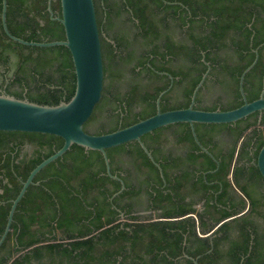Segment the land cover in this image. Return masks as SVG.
Here are the masks:
<instances>
[{
	"label": "trees",
	"instance_id": "obj_1",
	"mask_svg": "<svg viewBox=\"0 0 264 264\" xmlns=\"http://www.w3.org/2000/svg\"><path fill=\"white\" fill-rule=\"evenodd\" d=\"M7 1V23L16 35L38 41L66 38L65 26L51 16L48 0ZM103 1L104 5L102 0H95L104 87L84 124L87 131H112L156 113L157 97L169 87L171 74L175 77L172 87H181L183 94L169 97L170 88L162 95L161 109L188 106L208 67L206 61L212 68L204 84L209 79L223 82L224 77H230L232 83L226 86L231 92L224 101L212 99L202 105L203 84L195 106L237 107L244 102L240 76L255 59L257 47L260 55L245 75L244 89L248 100L260 96L264 76V0ZM52 6L55 15L62 14L61 0H53ZM2 9L0 0V92L49 104L69 99L76 88L71 50L63 44L36 46L14 40L4 29ZM118 15H125L137 26L134 37L123 31L110 34L108 25ZM171 19L182 28L188 23L187 40L178 45V54L188 62L183 65L171 66L169 62L176 53ZM139 34L145 38L144 43H139ZM224 49L230 52L221 55L219 50ZM126 71L138 81L125 82ZM154 75L161 78L159 82L154 81ZM175 127L178 140L188 144L190 160L189 165L181 166L176 181L173 168L179 162H172L160 152L157 138ZM195 128L212 154L196 141L189 122L171 123L142 136L164 175L136 139L107 148L112 172L126 184L113 199L111 196L122 182L107 172L102 151L73 143L42 168L27 188L15 210L11 229L0 244V264H194L191 256L198 257L199 264H264V222L259 224L255 219L259 216L264 220V209H258L259 198L240 182L241 176L248 175L264 179L257 165L264 145V109L233 122H196ZM221 139L230 141L225 151L219 145ZM63 143L64 138L54 133L0 129V238L12 199L23 181ZM117 153L137 163L143 173L146 169L141 186L130 180L129 169L124 168L125 174L117 171L121 167L116 161ZM199 158L203 160L197 162ZM215 178L219 181L208 183ZM191 179L200 180L205 188L218 189L222 185V191L215 201L207 195L205 209L171 203L174 195L180 196L183 180ZM228 186L242 191L239 202L227 193ZM142 192L153 209L142 212L133 209L134 203L122 202L127 194Z\"/></svg>",
	"mask_w": 264,
	"mask_h": 264
},
{
	"label": "water",
	"instance_id": "obj_2",
	"mask_svg": "<svg viewBox=\"0 0 264 264\" xmlns=\"http://www.w3.org/2000/svg\"><path fill=\"white\" fill-rule=\"evenodd\" d=\"M52 2L53 0H48V9L53 18L59 19L64 24L66 38L38 41L26 39L10 30L7 23L8 1L3 0L2 21L5 31L11 38L24 44L36 46L63 44L71 50L76 73V88L69 99L63 98L54 104L40 103L28 97L16 96L7 91L0 92V129L54 133L64 138V143L59 149L44 158L30 171L28 177L23 181L19 193L12 199L8 220L5 230L1 235L0 244L5 240L10 231L17 205L29 185L35 182L34 177L36 174L47 164L63 155L73 143L82 145L87 149L102 151L107 172L122 182V187L111 196L113 198L125 188V183L121 176L112 172L107 148L136 139L140 142L152 161L160 168L162 175H164L161 164L155 159L152 151L142 139L144 134L171 123L189 122L192 126L196 141L203 150L212 154L200 141L195 128L196 122H233L257 110L262 111L264 109V76L263 88L258 98L248 100L244 89L245 75L259 58V50L256 48L255 59L243 70L240 76V90L244 97V102L237 107L229 109H206L195 106L198 90L204 83L210 70L209 65L195 86L191 102L188 106L162 110L160 99L166 91L164 90L158 96L156 113L112 131L103 133L87 131L84 128V124L92 115L96 103L102 97L105 76L95 0H61V15H55ZM207 63L209 64L208 61ZM257 165L264 176V145L258 153ZM191 257L194 260V264H199L198 257Z\"/></svg>",
	"mask_w": 264,
	"mask_h": 264
},
{
	"label": "flooded vegetation",
	"instance_id": "obj_3",
	"mask_svg": "<svg viewBox=\"0 0 264 264\" xmlns=\"http://www.w3.org/2000/svg\"><path fill=\"white\" fill-rule=\"evenodd\" d=\"M111 1H115V0H111ZM102 3L104 5L103 0H102ZM179 11H181V10H179ZM106 15H107V12L105 10V18L103 20H106ZM178 15L179 14H177V16H176L177 18H179ZM171 24H172L171 30H170L171 38H172V42H173V47L176 48V53L172 54V57H171L169 62L171 63V66L183 65L184 63H188V62H187V59H185L182 55L178 54V45L182 41L187 40V37H186L187 32L186 31H187L188 23L184 24L183 28H182V26L179 25V22L171 19ZM108 30H109L111 35H113L115 33L118 34V33L123 31L129 37H134L135 34L138 32L137 26L134 25L132 23V21H130L128 18H126L125 15H118V16L114 17L113 20L108 25ZM139 36H140L139 37V39H140L139 43H144L145 38L140 34H139ZM257 48L259 50V47H257ZM129 49H132V46H130ZM128 51H130V50H128ZM229 52H230L229 49L219 50V53H221V55H226ZM259 55H260V52H259ZM206 64L208 65V67L210 65V70H209V72H210L212 65L210 62L208 64L207 61H206ZM126 72H127L126 73V79H124L125 82L138 81V78L135 80L130 78V72L129 71H126ZM157 72L163 73V74L167 73L166 70H163V71L157 70ZM209 72H208V74H209ZM154 76L156 78L154 81L159 82L160 81L159 79H161V78L158 77L157 75H154ZM170 76H171V82H170L169 87L164 89V90H166L165 92H167L170 88H172L170 91L169 97L171 95H174V98L181 97L183 94L182 88L179 86L172 87L174 85L175 77L172 74ZM231 83H232V80L230 77H224L223 82H216L214 80V78L209 79L206 84L203 83L204 86L202 87V90H200V98H201L200 103L203 105V104L208 103L212 99L219 100V101L220 100L221 101L226 100L230 96V92H231L229 87L226 85L227 84L230 85ZM164 90H162V91H164ZM161 98H162V96H161ZM157 99H158V97H157ZM160 106H161V99H160ZM157 108H158V105H157ZM176 128L177 127L170 128L169 130H166L164 133H162L161 136L157 137L158 138V144H160V152L164 155H168L171 158L172 162H175V161L179 162L173 168V171L175 172V174H174V180L175 181H176V178L178 177L177 173L181 170V166H184L185 164L189 165L188 162H190V160H188V158H187L188 151H187L186 147L188 144L186 142H181L178 140V136L176 135L177 132L175 131ZM216 137L217 138L220 137V134H216ZM150 140H156V137L155 138L151 137ZM221 140H220L219 145L222 146L223 150L225 151L228 149V147L230 145V141L226 140V139H221ZM115 157H116V161L121 166V167L117 168V171L125 174L126 171H124V168L129 169L128 173H129L130 180H133V182L136 185L141 186L143 178L145 177V174H146V171H145L146 169L144 170V173H145L144 174L142 172V170H140L137 167V163H135L134 161H132L128 157L123 156L119 153H117ZM201 160H203V158L197 159V162H200ZM210 170L216 171L217 168L210 169ZM197 178H199V177H196V179ZM183 181L184 182L182 183V185L180 186V190L178 191V194L180 196L174 195L172 197L171 203H173V204H185L187 206H192V207H195L197 209H205L206 208L205 207V200H206L207 195L214 197L210 201H213V200L215 201L217 194L220 191H222V185L218 189H215L211 186H209L208 188H205L204 184L200 180L191 179V180H183ZM217 181H219V179L215 178L212 180H208V183L212 184V183H215ZM240 182L243 183L246 188L253 191L254 196L259 198L260 203L258 204L259 205L258 209H264V179H262L258 175H253V176L248 175V176H243V177L241 176ZM124 183H125V181H124ZM125 186H126V184H125ZM227 193H229V195H232V197L234 198V200L236 202H239L241 200L240 194L242 193V191L239 188H235L233 186H228ZM122 202L123 203L132 202V203H134L133 209H140L139 211H142V212H145V210H143V209H153L151 207L152 202H150L148 200L147 195L144 192L136 194V195L127 194L126 196H124L122 198ZM262 202H263V204H261ZM249 206H250V201L247 200L246 209H249ZM122 215H124V211L122 212ZM255 219L257 220V222L259 224H262L264 222V220L259 216H255Z\"/></svg>",
	"mask_w": 264,
	"mask_h": 264
}]
</instances>
